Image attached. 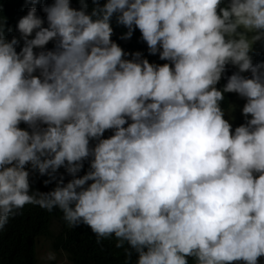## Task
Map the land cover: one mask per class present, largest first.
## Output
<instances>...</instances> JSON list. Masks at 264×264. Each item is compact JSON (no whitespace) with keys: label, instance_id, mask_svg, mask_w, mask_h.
<instances>
[{"label":"clouds","instance_id":"obj_1","mask_svg":"<svg viewBox=\"0 0 264 264\" xmlns=\"http://www.w3.org/2000/svg\"><path fill=\"white\" fill-rule=\"evenodd\" d=\"M78 3L29 8L11 39L0 15V232L31 204L127 244L125 264H259L264 0ZM113 17L167 62L125 52ZM226 93L245 101L234 128ZM31 173L55 187L33 191Z\"/></svg>","mask_w":264,"mask_h":264},{"label":"trees","instance_id":"obj_2","mask_svg":"<svg viewBox=\"0 0 264 264\" xmlns=\"http://www.w3.org/2000/svg\"><path fill=\"white\" fill-rule=\"evenodd\" d=\"M52 0H41V2L33 5L26 0H0V5L3 6L2 15L7 20L8 27L12 28V32H6L5 35L8 39L12 36L19 37V33L15 31L18 20L27 14V10L33 6H42L48 4ZM89 4V11L94 6L92 0H87ZM104 0H101L103 3ZM71 6L79 9L80 5L78 0H71ZM112 27L114 34L112 40L121 46V48L127 52L132 53L140 51L143 57L148 59L150 63L163 64L167 61L159 59V55H150L145 42L141 39V33L139 29H136L133 36L129 40H122L119 37L127 32V29L123 26L117 25L115 17L112 19ZM47 26V25H44ZM52 43L46 46L48 49L52 48ZM263 45L259 46L258 53L263 50ZM126 59H131V56H126ZM258 58V55H257ZM264 61L262 54L259 56V60L256 62ZM234 68L229 66L227 74L230 75ZM250 76V74H247ZM226 83L225 79H222L218 87H222ZM236 96V97H235ZM234 111L231 113L234 120H230L233 124V128L244 123V117L241 114L240 101H243L238 95L234 93H226L225 101L222 107L226 112L230 111V104L233 101ZM226 119L229 116L226 114ZM21 128L27 126L23 123ZM113 134L112 130H107L104 133L103 138H108ZM92 144L95 141L90 142ZM89 164L84 162V168L80 175L85 174L88 170ZM27 170H30L28 166ZM60 173H64L65 169H59ZM47 177H41L38 173L30 174V184L33 191L39 190L41 192H48L55 187V183L45 186L43 181ZM70 179L66 176L65 182ZM90 183V182H89ZM63 213L59 209H54L52 212L35 206L25 205L20 210V214L13 218H10L9 223L5 226L3 232H0V264H36V246L40 238H45L51 242V248L55 252H63L66 254L68 261L71 264H125V249L128 245L125 244L123 248H116V239L111 237L103 239L101 244L96 243V236L92 233L91 229L87 226L81 225L76 228H68L66 222L62 219ZM135 254L132 257L133 264L135 262ZM190 264L192 261L190 260ZM259 264H264V257L260 258Z\"/></svg>","mask_w":264,"mask_h":264},{"label":"rangeland","instance_id":"obj_3","mask_svg":"<svg viewBox=\"0 0 264 264\" xmlns=\"http://www.w3.org/2000/svg\"><path fill=\"white\" fill-rule=\"evenodd\" d=\"M259 43L260 42L255 44L254 48ZM233 102H234V99L231 102V105L233 104ZM239 103H240V106H243L245 101L243 100V101H240ZM234 106L236 105L234 104ZM50 254H53L55 256V259H51V260L48 259ZM36 264H71V263L70 261H68L65 253L55 252L52 250L51 242L49 240H46L45 238H40L36 246Z\"/></svg>","mask_w":264,"mask_h":264}]
</instances>
